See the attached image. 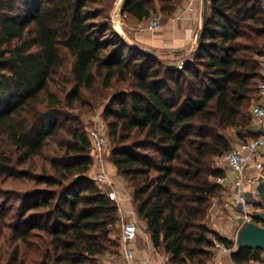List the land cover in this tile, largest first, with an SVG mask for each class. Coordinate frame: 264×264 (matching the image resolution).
<instances>
[{"label":"trees","instance_id":"obj_1","mask_svg":"<svg viewBox=\"0 0 264 264\" xmlns=\"http://www.w3.org/2000/svg\"><path fill=\"white\" fill-rule=\"evenodd\" d=\"M206 2L196 49L178 69L126 40L114 0H0V183L31 189L9 192L11 207L0 201V264H105L118 246V205L88 175L93 146L75 112L114 88L102 114L106 160L132 189L153 247L167 264H206L215 242L232 247L206 216L224 190L215 181L225 176L215 159L233 148L224 132L237 129L239 143L259 137L251 108L264 3ZM176 3L122 0L120 10L165 20ZM261 254L237 247L230 259L264 262Z\"/></svg>","mask_w":264,"mask_h":264},{"label":"crops","instance_id":"obj_2","mask_svg":"<svg viewBox=\"0 0 264 264\" xmlns=\"http://www.w3.org/2000/svg\"><path fill=\"white\" fill-rule=\"evenodd\" d=\"M121 1L122 0H118L117 5L114 6L111 17L117 30L122 32L124 37L133 44H136L141 48L153 49L156 51L166 50V56H176V63L180 60H187L196 49L197 38L202 26L204 15L202 0H177L172 14L167 19L162 20V26L158 31L148 30L145 24L137 25L138 22L129 17L120 20ZM115 20L117 21L115 22ZM258 102L262 101L258 99ZM254 129L258 130L260 135V128L255 124ZM239 145L240 143L237 142V146ZM258 153L259 156L254 158L245 168L246 180L254 179L255 176L260 174L255 167V162L262 161L264 165V146L259 147ZM111 170L116 171L113 165ZM107 172L109 173V171ZM230 173L231 172L228 169V173L226 174L227 178L231 177ZM261 174H264V168L263 171H261ZM256 182L245 181L243 183L242 188L246 191V194L255 191ZM223 186L224 190L222 194L215 197L212 201L207 221L209 228L222 234H226L225 232L229 229V220L235 216L239 217V213H242L244 209L240 205H224V202H228L233 197L235 190L228 182H225ZM126 199L128 198L126 197ZM119 204L120 203H118V215L123 218L127 215V211L129 210L124 207L126 205H124L123 202L120 205ZM245 209L249 211L250 208L246 206ZM237 228V225L232 226L229 231L235 235ZM137 236L130 243V247L134 252V257L131 259L133 260L135 258L134 264H166L165 255H160L155 251L150 235L147 231L143 236Z\"/></svg>","mask_w":264,"mask_h":264},{"label":"rangeland","instance_id":"obj_3","mask_svg":"<svg viewBox=\"0 0 264 264\" xmlns=\"http://www.w3.org/2000/svg\"><path fill=\"white\" fill-rule=\"evenodd\" d=\"M260 1L262 3H264V0H260ZM117 3H118V0H114L113 7L111 10V14H112V11L114 9V6H116ZM150 17H158L161 24H162L163 15L160 14L159 12H153ZM146 21L147 20H145V22L144 21L138 22L137 25H142V24L144 25L145 24V26H146ZM126 40L128 42H130L128 39H126ZM130 43H132V42H130ZM154 51L156 52L157 56L159 57V60L161 62H163L164 64L170 65V66L171 65L177 66L178 62L176 63V56L175 55H172L170 57L166 56V54H165L166 50H160V51L154 50ZM257 59H259V61H261V73L263 75L264 57H260V58L257 57ZM119 89L120 88L109 89L106 92V93H108V97L105 100L101 101L99 104H97V105L94 104V105H92L91 108L83 107V108L77 109L75 111L77 114L80 115V121H81L85 131L86 130L89 131L90 129H93V128H98V129H101L106 134V136L108 138V150H110L111 144H110V138L108 135L107 124L104 121L102 114H103L104 108L106 107V105L109 101V97L116 90H119ZM256 102H258V99H255L253 101L254 104ZM251 124L254 126V122L252 119H251ZM224 133H225L226 137L230 140L231 146L233 148L236 147L237 146V140H238L237 136H236L237 129L229 128ZM106 157H107V155L105 156V159H104V162H105L104 165H105V169L107 171H109V173L107 172L109 184L104 186L105 188H103V187L102 188L106 189L107 191L108 190H114L116 192V195H117V199H118L117 202L120 204L123 202L124 205H126L124 207L126 209H128L129 211H127L128 212L127 215L123 218H121L118 215L119 219H118L117 223L113 226L111 236L114 237L118 241V246L117 247H114V246L110 247L109 250H107L100 257V261L105 263V264H130V263L134 264L135 258L133 260L128 261L124 257V253H123L124 251L122 250V246H121L122 223H123V221L125 222L128 220H135L137 223V228H138V236L139 235L143 236V234H145V232H146L145 226H144L145 223L138 216L136 204L132 200V189L126 184V182L122 179V177H120L118 175L117 171L111 170L112 165L109 162H107ZM215 165L218 168L222 169L225 176H226V174L228 173V169H227L226 165L224 164L222 157L215 159ZM88 175L90 177L94 176V170L92 167L89 170ZM0 188L8 189V190L4 191V193H6V194H5V196L0 197V201L1 200L2 201L4 200V202L7 201V205H9V207H11L13 204L16 203L14 198L10 195L9 192H12V191L13 192H24V191L30 192V190H31V189H29L30 188L29 184H21L19 181H11V182L7 181L5 183H0ZM126 197L128 199H126ZM246 197L249 199V202L246 205L250 208L249 211L247 209H245L246 206L240 205L244 210L242 211V213H239V217L235 216L229 220V222H228L229 229L232 226H236V225H237V227L241 226L243 216L246 213L247 214L248 213L254 214V212L257 209L262 207L261 205L257 204L258 197L256 194L254 195L252 193H247ZM211 206H212V203L210 205V208H211ZM210 208L208 210L207 216L209 214ZM207 216H206V223L209 226L208 221H207ZM229 229L225 232L226 234H222V233L217 232V231L216 232L222 236L224 235V237L231 240L233 242L232 247L231 248L226 247V250H223L220 246H214V248L212 249V251H213L212 257L210 258V260L206 264H231L232 263V261L230 259V253H231V251H233L237 248V245H236L235 235H233L231 233V231H229ZM155 251L160 255H165L166 264H167L169 256L167 254H165L162 250L155 249ZM248 264H264V262L250 261Z\"/></svg>","mask_w":264,"mask_h":264},{"label":"built area","instance_id":"obj_4","mask_svg":"<svg viewBox=\"0 0 264 264\" xmlns=\"http://www.w3.org/2000/svg\"><path fill=\"white\" fill-rule=\"evenodd\" d=\"M126 14H121L119 19H125ZM117 20H115L116 22ZM162 24L158 17H151L146 21V28L150 31H158L161 28ZM184 65V61L180 60L177 63V68L182 69ZM257 99L262 102H256L251 108V118L256 126L260 128V135L255 139H251L246 143H240L239 146L232 148L228 153H226L222 159L226 167L231 172V177L227 178L226 176L216 178L215 181L224 184L228 182L232 185L235 190L233 197L227 202H224L225 206L228 205H236V206H246L249 202V199L246 197V191L243 190V183L245 181L256 182L257 177L261 175V171H263L264 165L262 161H256L255 167L258 169L259 175L255 176L254 179H247L245 177V168L248 164L252 162V160L259 156L258 149L261 146H264V72L262 75V79L258 84L257 91ZM89 137L92 142L93 150V165L92 168L94 170V176L92 177L101 187L105 188L108 181V173L105 169L104 159L108 154V138L106 134L98 128H93L88 131ZM264 175V174H263ZM254 195L255 191L252 192ZM107 195L110 200H113L117 203V195L114 190H108ZM258 205H261L259 209H257L255 213L258 211H264V202L257 201ZM252 213H246L243 216L242 223L243 225L246 222H256L260 225L264 226V222L259 220H255L252 217ZM137 223L135 220H128L122 223L121 227V246L124 251V257L128 261H130L134 257L133 249L130 247V243L137 236ZM215 246H220L223 250H226V247L218 242H215ZM132 264V263H130Z\"/></svg>","mask_w":264,"mask_h":264},{"label":"water","instance_id":"obj_5","mask_svg":"<svg viewBox=\"0 0 264 264\" xmlns=\"http://www.w3.org/2000/svg\"><path fill=\"white\" fill-rule=\"evenodd\" d=\"M204 14L206 12L207 2L202 0ZM139 49L150 56L156 55V52L150 49L141 48ZM255 193L258 200L264 202V175L261 174L257 177L255 186ZM252 217L255 220L264 222V211H258L253 214ZM236 245L237 247H245L250 249H259L262 251L261 257L264 259V226L256 222H246L239 226L235 232Z\"/></svg>","mask_w":264,"mask_h":264}]
</instances>
